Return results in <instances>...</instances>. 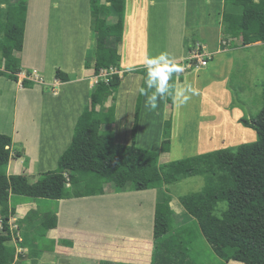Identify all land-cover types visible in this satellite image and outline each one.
<instances>
[{
    "label": "rangeland",
    "instance_id": "1",
    "mask_svg": "<svg viewBox=\"0 0 264 264\" xmlns=\"http://www.w3.org/2000/svg\"><path fill=\"white\" fill-rule=\"evenodd\" d=\"M133 2L136 7L137 2L135 0ZM72 3L73 0H28L32 19L30 20L28 13L25 27L26 49L21 51L23 55L19 58L25 70L26 68L31 70L25 71L27 73L24 72L22 77L19 76V80L36 82L38 85L35 87L39 86V88L27 87V92L20 93L17 91L16 82L5 76L0 77V133L12 137V153L14 150L23 153L22 156L18 153L15 157L12 156L17 159L11 161L9 168L11 173L16 170L14 174L25 175L30 182H36L43 178V173L55 170L59 156L72 139L78 116L89 105L98 79L108 81V78L115 73L123 77L116 100L117 122L115 125L106 127L114 131L115 140L118 143L130 145L137 100L142 95L137 146L158 152L164 139L165 120L172 115L171 152L161 153L160 163L169 162L170 156L173 160H179L253 142L257 138L256 132L240 124L239 119L244 115L255 116L263 107L264 43L259 45L258 42L244 46L240 38L224 37L222 32L215 31L210 40L213 51L219 49L234 52L233 69L228 80L231 66L229 53L217 55L215 60L201 66L198 64V58H194V55L198 53L201 55L205 50L203 41L196 39L200 34L199 30L209 25L214 19L217 20L219 11H222L219 9L222 6L223 10L225 9V0L223 2L221 0H155V3L149 5V23L146 30L148 56H158L166 52L182 68V71L175 73L170 79L174 82L172 93L174 104H169L168 97L163 100L158 99V107L155 110L145 107L147 97L140 91L142 88L146 89L147 71L144 74L133 72L142 68L145 71V66L122 67V64L124 67L131 65L129 62L145 61L143 54H138L136 57L131 48L127 49L128 55H123L125 59L121 60L120 71L103 70L99 76H96L93 68V74L90 75L89 72L83 74V78H91L90 83L87 81L82 84L76 83L81 76L83 65L86 68L88 55L91 57V65L95 64L91 53L94 51L96 41L93 34V22L91 25L90 0H79V6L78 4L72 6ZM80 11H84L85 16L87 13L89 15L86 16L89 25L85 26L86 30L78 22ZM45 14H48V17H45ZM136 17H133V22ZM220 17L221 12L218 21ZM115 20L114 16L108 19L109 22ZM142 29L145 32L143 24ZM81 34L87 35L86 40L84 36L88 49L87 55L71 53L74 56L68 58L65 47L70 45V42L76 41ZM123 41L117 45L120 54H122ZM180 41L182 49H180ZM46 43H49V46H46ZM39 47L41 58L35 53ZM189 47L190 52H188ZM179 49L182 50L180 55ZM191 58L193 60L190 65ZM188 64L192 67H188ZM34 66H38L37 69L35 68L37 73L33 71ZM57 70L67 73L73 83H64L63 86L57 87L56 83L59 80L56 77ZM125 74L127 75L124 76ZM50 83L55 84L48 85ZM189 85L193 91L186 93L188 96L186 103L179 104L175 100V89ZM52 88L55 89L54 91H60L59 96L55 97L50 92L47 96H43L44 99L39 98L41 92ZM22 103H27L28 108H21ZM113 103L115 101L111 97L105 103V107ZM232 103H234L233 106H231ZM97 109H100V106ZM25 147L30 148L31 151L35 147H47L45 161L35 160L31 156L29 159L24 152ZM204 184L203 177L194 176L175 184L165 185L163 188L145 191L127 189L113 192L112 190L102 196L59 202L30 199L29 202L16 206V214L11 215L9 219L12 243L21 255L17 263L74 264L80 257L82 264H99L101 259L114 262L115 257H134L133 250L137 253L144 250L142 243L147 240L151 242L152 252L156 203L169 195L175 225L186 224L189 228L196 230V226L191 224L194 218L186 212L180 197L201 191ZM14 202L15 200H12L13 204ZM83 202L87 205H82ZM226 207V203H220L217 214L221 215ZM61 208L65 209L62 218L67 220V226L59 225L51 228L46 234V240L37 241L32 238L37 231V226L27 232L18 226V221L30 211L36 209L53 213ZM2 233L4 234V231L0 223V234ZM124 237L134 238L138 245L132 248L116 245L115 240L122 241ZM66 238L72 242L74 248L60 242ZM138 238L142 240L138 241ZM21 241L26 243L25 246L20 245ZM53 242H55L54 246ZM200 244L204 249L202 261L205 264H219L204 238L201 239ZM112 246L115 249L111 252ZM103 256L109 259L101 258ZM230 264L243 263L231 261Z\"/></svg>",
    "mask_w": 264,
    "mask_h": 264
},
{
    "label": "trees",
    "instance_id": "2",
    "mask_svg": "<svg viewBox=\"0 0 264 264\" xmlns=\"http://www.w3.org/2000/svg\"><path fill=\"white\" fill-rule=\"evenodd\" d=\"M90 9L96 41L91 53L95 60V75L99 76L103 70L120 71L122 56L117 45L124 37L126 0H90ZM136 9L130 0L123 41L125 56L128 55L127 49L131 48L132 29L142 28L136 19L133 22V17L139 16ZM27 16L28 0H0V68L4 67L0 70V77L16 82L21 73V59L14 52L23 50ZM111 16L115 17L114 22L108 21ZM223 31L233 39L240 38L244 46L264 43V0H225ZM140 34L145 39L144 32ZM124 59L123 56L122 61ZM90 60L88 55L87 69L92 66ZM133 72L144 74L145 71L142 68ZM56 77L62 82L70 81L67 73L61 70H57ZM122 81L123 77L118 73L108 81L98 79L89 105L79 116L71 143L59 157L56 169L43 173V178L36 182H30L25 175L8 174L13 139L0 133V223L4 231L0 234V264H15L16 258L17 262L21 258L12 243L9 225V219L16 214V206L20 203H27L30 199L59 202L89 198L112 190H152L194 176L204 178L203 189L181 196L180 202L194 218L191 224L196 230L186 224L175 225L171 197L167 195L155 205L153 251L147 240L142 243L144 250L138 253L133 250L134 257L115 258L117 262L101 260L99 264H149L150 261L151 264H205L202 261L204 249L200 244L203 238L219 264L231 261L264 264V90L263 107L259 113L239 119L240 124L256 132L255 141L160 163V154L171 151L172 115L165 120L164 139L158 152L136 144L142 95L137 100L130 145L116 142L114 131L106 127L116 122V100ZM32 85L31 81H23L25 88ZM169 88L171 95L167 100L173 105L174 82L171 80ZM111 97L115 103L105 107ZM12 200H15L14 204ZM220 203L227 204L221 215L217 214ZM57 225L56 211L35 209L18 221L19 228L25 232L37 226L32 237L37 241L46 240L47 232ZM134 240L124 237L115 242L132 248L138 245ZM60 242L72 245L66 239Z\"/></svg>",
    "mask_w": 264,
    "mask_h": 264
},
{
    "label": "crops",
    "instance_id": "3",
    "mask_svg": "<svg viewBox=\"0 0 264 264\" xmlns=\"http://www.w3.org/2000/svg\"><path fill=\"white\" fill-rule=\"evenodd\" d=\"M222 2L224 1V0H221ZM130 2V0H126V6H127V10H128V3ZM135 2H137L136 3V7H137V9H136V12L139 14V16H137L136 17V20H140L139 21V23L140 24H143V28H145V32L143 31V29L140 27L139 28V30L138 29H132V31H133V35L131 36V38H132V40L130 41L131 42V50L134 52V55L137 57L138 56V54H143L144 55V57L146 58L147 56H148V36H147V24L149 23V12H148V10H149V5L151 4V3H155V0H135ZM74 4H78V6H79V0H73V3L71 4L72 6H74ZM223 6L221 7V9H219V10H222V11H219V15H218V17L220 16V12H221V17H220V21H218V17H217V20H215L214 19V21L213 22H211L209 25H207L206 27H201V30H199V32H200V34H199V36L196 38V39H200V40H202L203 41V46L205 47V50H204V55H207L210 59H209V61L208 62H212L213 60H215V58H216V56L217 55H223V54H226V53H229L230 54V58H231V66H230V70H229V72H228V76H227V80H228V78H229V76H230V73H231V71H232V69H233V58H234V52H233V50H219L218 49V47H216V49H218L217 51H213L214 50V48L213 47H211L213 44H211L210 45V40L213 38V34H215V31H219V32H222V35L225 37H228L229 35H225L224 33H223V12H224V10H223ZM80 9H78V11H79ZM86 11V10H85ZM88 12V11H87ZM28 13H29V18H30V20L32 19V17H31V14H32V12H31V10H30V8H29V4H28ZM126 13H127V11L125 12V27H124V36H126V31H127V25H126V19H127V15H126ZM88 14V13H87ZM86 14V16L88 17L89 15H87ZM45 17H48V14H45L44 15ZM44 16L42 17V16H40V17H42V19L44 18ZM86 16H85V12L84 11H80V14H79V16H78V19H79V24L81 25V27H83V28H85V26L86 25H88V22H87V18H86ZM28 17V16H27ZM80 17V18H79ZM45 20V19H44ZM218 21V22H217ZM92 22H93V17H92V14H91V25H92ZM89 24H90V21H89ZM219 24V25H218ZM89 26V25H88ZM92 26H90V28H91ZM88 28V27H87ZM85 30H86V28H85ZM140 32H144V35H145V39H143V37L141 36V34H140ZM218 32V33H219ZM88 34V33H87ZM25 35H26V30H25ZM84 36L85 35H83L82 36V34H81V36H79L78 37V39L76 40V41H74V42H70V45H68V46H66L65 47V49L68 51V58H70V57H72V56H74L73 54H71V53H75V54H77V55H82V53H86V55H87V52H88V49H87V43L85 44V41H84ZM142 37V38H141ZM229 37H231V36H229ZM32 38V37H31ZM86 38H87V35L85 36V40H86ZM232 38V37H231ZM48 39V38H47ZM32 42H33V40L32 39H30ZM25 44H24V47H23V49H24V51H25V49H26V36H25ZM48 41H49V39H48ZM33 44H34V42H33ZM259 45L260 44H263V43H261V42H259L258 43ZM46 46H49V43H46ZM33 48H36V47H33ZM180 49H182V44H181V41H180ZM179 49V55H180V53H182V50H180ZM40 50H41V48L39 47V49H38V51L37 52H35V53H37V54H39V56H40V58L42 57V54L40 53ZM50 51V50H49ZM24 53V52H23ZM14 54L16 55V56H21V55H23L22 54V52H18V51H15L14 52ZM122 60H123V48H122ZM178 56V55H177ZM176 56V57H177ZM211 57H212V59H211ZM21 59V58H20ZM144 65V62H137V63H135V64H131V65H128L127 67H124L123 66V64H122V67L123 68H132V67H135V66H143ZM189 65V64H188ZM22 66H23V64H21V73L19 74V76L20 77H22V74L25 72V71H29V70H31V68H26V70H25V68H24V66H23V68H22ZM188 67H192V66H188ZM38 68V66H34V70L33 71H37L36 69ZM94 68V65H92L91 66V68L90 69H86L85 67H84V65H83V68H82V72H81V76H79L78 77V79H77V82L76 83H79V84H82L83 82H85V81H87L88 83H90V81H91V78H83V74H85V73H88L89 72V74L91 75V74H93L94 72H93V69ZM23 69V70H22ZM145 72H146V70H145ZM25 73H27V72H25ZM29 75V74H28ZM13 81V80H12ZM21 81V82H20ZM57 81V80H56ZM14 82H16V81H14ZM64 83H67V84H71V83H73V81H70V82H62V80H58V82L56 83L58 86L57 87H61V86H63L64 85ZM226 83H227V81H226ZM16 84H17V91H19L20 93L21 92H27V88H25L24 86H23V80H19L18 82H16ZM33 84V86H31V87H29V88H39V86L37 87H35V85H38V83H32ZM53 85V84H55V83H50V84H48V85ZM89 86H90V84H88ZM55 89H51V90H46V91H44V92H41V96L39 97L40 99H41V97H42V99H44L43 98V96H47L48 95V93H50V92H52V95L53 96H55V97H57V96H59V94H60V91L59 90H56V91H54ZM230 102H231V95H230ZM21 108H23V109H27L28 108V105H27V103H22V107ZM83 111V110H82ZM240 111V110H239ZM82 113V112H81ZM81 113H80V115H81ZM243 114V113H242ZM79 115V116H80ZM79 116H78V118H79ZM78 118H77V120H78ZM48 120H49V118H48ZM116 122H117V118H116ZM139 123H140V121H139ZM15 124H16V121H15ZM15 124H14V127H15ZM116 123H114L113 125H115ZM141 125H142V121H141ZM112 126V125H111ZM139 126H140V124H139ZM249 129V128H248ZM112 130V129H111ZM253 130V129H252ZM254 131V130H253ZM72 140V139H71ZM255 140H256V138H255ZM254 140V141H255ZM250 141H253V140H250ZM117 142V141H116ZM70 143H71V141L69 142V144H68V146L70 145ZM68 146L66 147V148H64V151L68 148ZM47 147H35V149L34 150H32L31 151V149L30 148H28L27 149V147H25V150H24V152H25V154H26V156H29V159H30V156L32 157V158H34L35 160L37 159L38 161L40 160L41 162H43V161H45V158H46V155H45V152L47 151V149H46ZM12 150H13V147H12ZM37 151V152H36ZM64 151H62V153L64 152ZM171 152V151H170ZM17 153H18V155H20V156H22L23 155V153H21L20 151L19 152H16V150H14L13 151V153H12V156H14L15 157V155H17ZM202 154V153H201ZM61 156V155H60ZM59 156V157H60ZM17 157V156H16ZM12 159L13 160H15V159H17V158H13V157H11V159H10V163H9V166H8V174L9 175H11V174H14L15 172L14 171H16V170H14L13 171V173H11V171H9L10 169V167H11V164H12ZM59 159V158H58ZM16 161V160H15ZM169 161H174L173 159H171V156H170V159H169ZM58 162V161H57ZM38 163V162H37ZM15 165V164H14ZM61 201H63V200H61ZM29 202V201H28ZM21 204H23V203H20V204H18V205H21ZM17 205V206H18ZM64 209V208H63ZM63 209L61 208L60 210H56V213H57V216H58V225L57 226H59V225H64V226H67V224H66V222L63 220V218H62V215H63ZM19 233V232H18ZM63 240H65V239H63ZM66 240H69L68 238H66ZM70 241V240H69ZM72 243V242H71ZM72 247H73V245H71ZM74 248V247H73ZM110 250H111V252L113 251V247H111L110 248ZM56 253H57V251H55ZM113 256H115V255H113ZM116 258V257H115ZM118 258V257H117ZM102 260V259H101ZM75 260H73V262H74ZM114 262H117V261H114ZM151 262V261H150ZM15 264H17V258H16V260H15ZM74 264H82V262H81V257H80V259H79V261L77 260ZM85 264V263H84Z\"/></svg>",
    "mask_w": 264,
    "mask_h": 264
},
{
    "label": "clouds",
    "instance_id": "4",
    "mask_svg": "<svg viewBox=\"0 0 264 264\" xmlns=\"http://www.w3.org/2000/svg\"><path fill=\"white\" fill-rule=\"evenodd\" d=\"M144 66L147 71L146 89L142 88L141 94L145 95V107L155 110L158 107V99H166L171 95L169 88V80L173 73L182 71V68L176 61L169 57L168 53H161L158 56H148L145 58ZM1 67L0 70H3ZM191 86L180 87L175 89V100L179 104H184L188 100L186 93L192 92ZM149 92L151 94L149 95Z\"/></svg>",
    "mask_w": 264,
    "mask_h": 264
},
{
    "label": "built area",
    "instance_id": "5",
    "mask_svg": "<svg viewBox=\"0 0 264 264\" xmlns=\"http://www.w3.org/2000/svg\"><path fill=\"white\" fill-rule=\"evenodd\" d=\"M224 44H226V42H224ZM198 48H200V47H198ZM194 58H198V60H199V63L198 64H200V66L202 65V64H206L208 61H209V57L207 56V55H204V54H196V55H194ZM193 60V58H191V59H189V64L191 65V61ZM35 73H37V71H34ZM31 76H32V74H31ZM26 78V77H25Z\"/></svg>",
    "mask_w": 264,
    "mask_h": 264
},
{
    "label": "bare ground",
    "instance_id": "6",
    "mask_svg": "<svg viewBox=\"0 0 264 264\" xmlns=\"http://www.w3.org/2000/svg\"><path fill=\"white\" fill-rule=\"evenodd\" d=\"M142 128H143V127H142ZM83 203H84V202H83ZM83 203H82V205H87L86 203H84V204H83ZM73 205H74V204H73ZM66 207H68V206H66ZM63 211H65V209H63ZM64 213H65V212H64ZM64 221L67 222V220H64ZM229 264H230V263H229Z\"/></svg>",
    "mask_w": 264,
    "mask_h": 264
}]
</instances>
